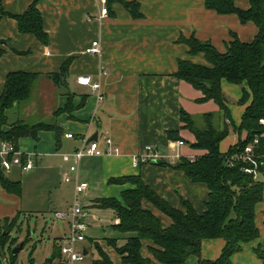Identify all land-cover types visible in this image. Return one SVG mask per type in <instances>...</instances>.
<instances>
[{"label":"crops","instance_id":"1","mask_svg":"<svg viewBox=\"0 0 264 264\" xmlns=\"http://www.w3.org/2000/svg\"><path fill=\"white\" fill-rule=\"evenodd\" d=\"M128 1L139 3L142 17L134 18L119 2L112 3L109 14L100 19L101 0H39L37 7L48 34V42L44 44L34 34L21 32L17 20L8 15L22 14L34 0H0V97L10 72L41 74L30 102L11 114L9 122L20 117L26 120L36 112L39 116L51 117L49 123L61 129L59 135L54 130H41L39 140L20 138L19 146L33 152L35 160V167L24 172L33 174L39 185L45 186L48 197H55L54 213L66 212L75 196V181L64 180L70 162L64 160L63 154L76 150L83 138L90 139L98 132L100 148L106 153L83 158L78 171L79 181L90 186L82 196L88 239L80 246L88 254L93 252L94 260L98 253L90 242L93 239L105 246L119 264H123L120 256L106 244L107 238L119 236L112 228L118 219L113 209L98 206V200H122L123 191L135 185L130 181L113 182V179L140 175L173 207L185 210L182 202L185 199L199 213L206 209L209 193L206 183L194 182L183 170L167 164H136L133 160L148 144L164 153H179L191 159L204 154L205 150L191 146L196 138L184 127L182 111L198 118L200 124L204 121L203 115L213 113L215 120L224 124L219 104L215 100L200 101L202 91L175 75L181 59L208 64L203 52L191 54L188 45L178 41L179 37L195 35L225 52L233 34L244 42H251L258 33L254 22L243 23L235 13H218L206 6V0ZM236 4L243 9L249 7L248 0H237ZM3 11L7 14H2ZM96 39L101 42V53L85 52ZM67 60V81L59 86L48 74L59 72ZM80 75H90L94 81L101 82L102 100L90 86L79 82ZM222 89L233 122L229 134L220 143V151L227 153L240 136L233 125L240 126L252 97L240 103L244 89L250 91L247 83L240 85L223 80ZM69 101L71 107L65 110ZM65 133H73L75 137H66ZM246 135L245 131L241 133L243 138ZM108 137L113 139L112 146L118 147L119 152H107L111 150L106 141ZM180 140L184 141L183 145H179ZM1 142L0 138V147ZM259 178L264 182V173ZM20 181L21 195L1 192V198L13 202L11 212L1 210L6 213L3 217H13L22 208L27 184L25 179ZM143 205L160 218L163 226L171 224V219L152 203L144 201ZM61 220L54 227L58 235L50 256L57 253V241L69 232V218ZM256 224L259 237L243 243L230 264H264L255 252L259 245H264V194L256 205ZM225 244L222 238L204 239L201 256H189L187 264L219 259ZM143 253H148L146 247Z\"/></svg>","mask_w":264,"mask_h":264},{"label":"trees","instance_id":"2","mask_svg":"<svg viewBox=\"0 0 264 264\" xmlns=\"http://www.w3.org/2000/svg\"><path fill=\"white\" fill-rule=\"evenodd\" d=\"M249 7L237 6V0H206V6L221 14L235 13L241 22H254L258 33L253 41L244 42L233 34V40L225 52H220L212 42L202 41L195 35L180 36L178 41L188 45L191 54L203 52L208 64L195 63L191 60H179L175 75L201 90L200 101L215 100L224 115V124L215 120V114L203 115V123L198 118L182 111L181 120L184 127L195 135L191 146L206 152L194 159L182 157L177 162L165 164L183 170L194 182L207 184L209 193L206 209L199 213L187 200L182 199L185 210L173 207L153 188L144 182L140 175L113 179V182L130 181L135 187L122 193V200L101 198L98 206L113 209L118 219L112 228L118 237L106 239L107 245L120 256L123 264H187L191 255L201 256L202 242L207 238H222L225 247L219 259L200 260V264H230L231 258L242 250V244L257 239L260 230L256 224V205L263 200L264 182L259 178L264 173L260 168L256 172H245L243 168L250 163L242 158L245 147L252 144L254 155L264 163V0H248ZM32 5L22 14H8L14 17L23 33L34 34L42 43L47 44L48 34L37 4ZM114 2L122 3L134 18L143 14L136 1L107 0L108 10ZM2 14H7L4 11ZM69 60L65 61L57 73H49L56 84L62 86L67 81ZM40 73L13 71L7 75L4 91L0 97V138L19 147L22 137L39 140L41 130H54L57 135L61 129L52 123L37 121L27 122L20 117L9 122V116L17 113L32 98L34 87ZM235 84L247 83L250 91L244 89L240 103L247 106L240 126L233 125L239 132L238 142L227 153L220 151L221 141L229 134L233 124L227 105V97L222 89V81ZM72 97V96H71ZM71 102L65 107L69 110ZM61 110V109H59ZM56 113V112H55ZM229 120V123H228ZM246 132L245 138L241 136ZM258 138L259 142L255 143ZM0 157V199L4 190L9 194L21 195L22 183L8 176L1 165ZM149 201L171 219V224L163 226L161 220L151 210L144 207ZM15 217L0 219V252L8 242ZM1 224L5 229H1ZM98 257L93 264H119L110 253L97 241L90 239ZM25 244V243H24ZM146 247L148 253L144 254ZM264 263V245L255 249ZM15 255L11 252V263L15 264ZM61 256L51 255L43 264H51Z\"/></svg>","mask_w":264,"mask_h":264},{"label":"built area","instance_id":"3","mask_svg":"<svg viewBox=\"0 0 264 264\" xmlns=\"http://www.w3.org/2000/svg\"><path fill=\"white\" fill-rule=\"evenodd\" d=\"M103 7L99 12V18L106 17L109 14L107 0H101ZM85 52L91 54L101 53V42L96 39L92 44L85 49ZM78 80L81 84H85L91 87L92 91L96 93L99 100L104 98V92L100 81H94L90 75H80ZM66 137L74 138L73 133H65ZM111 150L108 153L119 152L118 147L112 146L114 141L111 137L106 139ZM255 143L259 142L256 138ZM179 145H183L184 141H178ZM106 153L100 148L98 140L89 141L87 138H83L81 145L70 153H64L63 158L65 161L70 162L69 172L65 173L64 180L66 182L75 181V196L71 206L66 212L56 211L55 215L58 219L69 218V232L61 239L57 241L60 248V258L53 261L51 264H77L84 261L86 255L84 253V247L80 245L88 239V225L84 221L85 207L82 201V196L89 189V183L85 181H79L78 171L79 166L83 158L87 156L103 155ZM33 152L26 151L20 146L2 141L0 147L1 165L7 171L13 167H18L22 171H30L35 167V160L33 159ZM182 158L179 153L167 154L162 152L157 146L148 144L144 147L142 152L136 153L133 160L136 164L154 163L157 159H165L167 162H177ZM242 158L250 163V166H245L243 171L251 173L256 172L260 168L264 172V163H260L258 158L254 155L253 145H247L245 147ZM74 174V175H73Z\"/></svg>","mask_w":264,"mask_h":264},{"label":"rangeland","instance_id":"4","mask_svg":"<svg viewBox=\"0 0 264 264\" xmlns=\"http://www.w3.org/2000/svg\"><path fill=\"white\" fill-rule=\"evenodd\" d=\"M35 113H32L31 117L27 118L26 121L30 123L39 120H42V122L48 121L46 123L52 121L51 117L39 116L38 113ZM7 173L11 178L17 177L23 182L25 179L27 185L25 190L26 197H23L22 208L20 207V211H17L11 217L16 219L11 227V233L4 251L0 252V264H10L12 261L11 252L21 243L25 244L20 252L15 255V264H43L49 258L55 237L58 235L54 227H58L63 221L58 219L53 211L55 197H48L47 189L44 185H39L40 181L33 174L20 171L18 168L7 170ZM12 207V201L0 199L1 213L2 211L11 212L13 210ZM6 213H2L0 219L4 218L3 215ZM1 229H5L3 224H1ZM93 257V252H91L84 261L77 264H93Z\"/></svg>","mask_w":264,"mask_h":264},{"label":"water","instance_id":"5","mask_svg":"<svg viewBox=\"0 0 264 264\" xmlns=\"http://www.w3.org/2000/svg\"><path fill=\"white\" fill-rule=\"evenodd\" d=\"M3 42H5V40H3ZM93 140H98V132H96L92 137H90L89 141H93ZM155 163L165 164L166 160L165 159H157V160H155ZM23 245H24V243H21L18 247H15L12 251L13 254L19 253L20 250L23 248ZM84 253H85V255L88 254V250L86 248L84 249Z\"/></svg>","mask_w":264,"mask_h":264}]
</instances>
